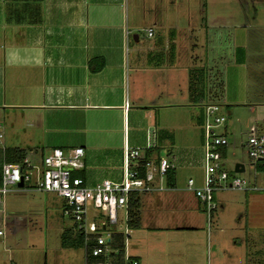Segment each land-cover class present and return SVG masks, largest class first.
<instances>
[{
	"label": "rangeland",
	"instance_id": "obj_1",
	"mask_svg": "<svg viewBox=\"0 0 264 264\" xmlns=\"http://www.w3.org/2000/svg\"><path fill=\"white\" fill-rule=\"evenodd\" d=\"M122 1L123 28L127 34L122 43L126 55L122 81L126 102L124 126L122 129L116 127L119 120L114 116L100 118L108 127L115 128L113 141L119 143L122 131L128 145L140 147L144 131L155 129L159 139L157 153L162 155L171 151L179 157L177 182L180 184L190 176L198 183L202 155L201 103L187 100L184 78L187 67L191 73L196 68L192 66H199L204 71L206 86L210 87L208 101L220 106V112L225 115L224 123L216 128L227 138L224 166L231 170L234 162L242 163L243 170L238 176L244 178L248 186L256 188L215 194L218 206L212 213L207 246L202 243L203 230L194 233L195 243L191 249L182 245L177 236L159 237L158 243L147 252V259L141 263L186 264L189 257L190 261L195 258L201 262L208 252L215 256L211 264L256 263L264 258V165L250 164L241 143L251 125L258 126L264 135V0ZM216 13L221 18L219 21L215 19ZM205 16L207 22L204 26L202 18ZM21 17L27 19V15L23 16L20 11L17 17L10 16L12 22L23 19ZM152 21L161 26L159 33L162 37L164 29L171 27L173 30L174 67H155L157 58L148 61L149 54H154L149 48L156 39L146 37L145 29ZM217 23L220 24L218 27ZM131 34H136L137 40L134 41ZM167 35L169 41L170 34ZM157 47H161V43ZM177 62H181L183 68L176 67ZM164 86L167 89L172 87L171 95L164 93ZM159 90V95H152ZM134 94H137L135 100ZM151 101L155 103L151 104ZM16 110L0 108L2 140L25 150V158L32 166L24 170L26 174L35 172L34 167L39 166L41 155L53 146L74 145L83 135L91 138L96 135L84 131L80 118L64 120V115L59 114L66 112L60 109L49 108V114H46L49 120L43 127L25 126L23 118L19 120L10 116ZM55 138L63 139L66 144H52ZM92 145H95L93 141ZM84 150L85 156L90 154L95 158L99 154L97 146L84 147ZM33 181L31 176L23 188L13 186L17 191H9L3 196L6 214L11 215L8 216L10 220L16 221L14 226L5 228L6 235L12 236L7 246L17 252L27 251L24 241L29 238L33 246L28 251L33 255L42 252L45 246L48 257L68 251L74 254L70 263L79 264L82 248H61L59 244L62 230L71 227V222L61 214V198L53 192L36 191ZM11 229L15 230L8 235ZM14 242L18 244L15 248ZM129 245L127 240V251ZM0 253L5 256L1 244Z\"/></svg>",
	"mask_w": 264,
	"mask_h": 264
},
{
	"label": "crops",
	"instance_id": "obj_2",
	"mask_svg": "<svg viewBox=\"0 0 264 264\" xmlns=\"http://www.w3.org/2000/svg\"><path fill=\"white\" fill-rule=\"evenodd\" d=\"M122 2V0H41L39 17L35 21L21 17L23 19L12 22L10 16L17 17L18 11L24 16L28 12L27 6L21 9L22 0H0V108L18 109L10 116L19 120L23 118L25 126L43 127L49 120L46 117L49 114L47 112L49 108L66 112L59 114V116L64 115V120L69 121L73 117L76 120L81 119L84 131L95 132L96 135L93 138L90 135H83L82 139L74 145L53 147H82L83 167L80 173L86 184H93L103 178L117 180L120 176L122 147L124 143L128 145L124 132L121 131L119 143L114 142L115 128L111 129L104 120L100 121V118L105 119L110 115L119 120L116 127L119 126L122 129L124 126L126 102L123 100L122 81L125 73L123 59H126L124 58L126 55L124 56L122 43L127 34L125 35V28H123L125 13ZM206 17L202 18L204 26L207 22ZM215 19L218 21L221 19L218 13ZM220 24L223 25L224 22ZM220 24L217 23L216 27ZM148 27L152 28V35L149 37L156 39L149 48L150 53L153 51L154 54H149L148 61L157 58L155 67H174L175 43L172 28L164 29L162 32L164 37H162L161 32L159 33L161 26L159 24L156 26L155 21H152ZM133 35L137 40V35L131 34V37ZM169 42L173 45L171 56L168 52ZM160 43L161 47H157ZM88 61L91 66L101 64L100 68L94 72L90 71ZM176 67L183 68V64L177 62ZM194 67L199 69V66H192ZM186 72L184 79L187 83V100L191 101L188 67ZM209 89L207 85L205 87L207 101L198 102L201 103V114L204 105L212 104L208 101ZM163 91L166 95H171L172 87L167 89L164 86ZM160 92L161 90L154 91L152 95L157 96ZM133 96L134 100L137 99V94ZM151 102V104L155 103ZM70 109L73 111L71 112ZM28 118L33 120L30 121ZM147 131L153 132L155 152L151 154V157L161 155L157 153L159 139L155 129ZM145 134L146 131H144L143 144L139 145L140 147L145 144ZM59 140L60 138H55L52 144L64 141ZM92 141L95 145H92ZM1 146L23 149L3 140H1ZM90 146L99 148L97 157L94 158L88 153L85 156L84 147L90 148ZM128 146L137 147L138 145ZM169 152L171 151L165 152V155L170 158L172 185H166L164 179L162 190L137 195L138 226L129 229L125 250L137 261V264H142L143 260L147 259V252L158 243L159 237L177 236L182 241V245L189 249L195 243L194 233L196 232L203 230L204 246H207L210 239L212 214L207 222L194 194L186 189L185 181L180 184L177 182V168L181 163L177 155ZM194 184L198 186L200 180L198 183L194 180ZM215 194L214 199L218 206ZM60 205L62 209V200ZM8 216L11 215L6 214L4 198H2L0 244L5 256L0 253V264L4 262L7 264H71L70 259L74 254L68 251L48 257L47 249L43 246L42 252L33 255L28 251L29 247L33 246L29 243V238L24 241L27 251L17 252L18 250L10 249L7 243H11L10 234L15 229H11L8 234L10 236H7L5 228L14 226L16 221L10 220ZM127 240L130 241L128 251ZM14 243L15 248L18 244ZM214 258L215 256L208 252L205 253L204 260L201 262L195 258L194 261H190L191 257H189L187 260L189 262L186 264H211ZM258 260L254 264H264V258ZM79 264H84L83 250L82 261Z\"/></svg>",
	"mask_w": 264,
	"mask_h": 264
},
{
	"label": "built area",
	"instance_id": "obj_3",
	"mask_svg": "<svg viewBox=\"0 0 264 264\" xmlns=\"http://www.w3.org/2000/svg\"><path fill=\"white\" fill-rule=\"evenodd\" d=\"M152 35V28L145 29V36ZM201 176L200 184H194L191 177L185 180L186 189L192 191L200 209L208 222L217 208L214 194L223 191L255 190L248 186L239 172L227 170L224 166V155L220 148H225L227 138L224 132L216 128L225 121L217 104H206L201 114ZM153 132L146 131L145 144L131 147L123 144L121 154L120 176L117 180L100 179L93 184H86L81 175L83 149L80 146L59 148L52 147L41 155L35 172L24 170L31 168L28 160L22 158L19 163L2 162L0 165V202L13 186L20 188L33 176V188L41 192H53L63 201L61 214L71 222V229L82 239V250L85 256L95 258L90 264H112L114 249L113 234L122 236L121 264H137V261L126 253L127 200L129 194H142L160 191L164 188L163 180L170 168L168 155L144 158L145 149L153 146ZM2 129L0 125V148ZM245 148L250 164L264 165V135L256 125L246 131ZM240 163V162H239ZM242 164V163H241ZM243 167V164H242ZM21 179L22 185L16 184ZM119 212V214H118ZM1 234V230H0Z\"/></svg>",
	"mask_w": 264,
	"mask_h": 264
},
{
	"label": "trees",
	"instance_id": "obj_4",
	"mask_svg": "<svg viewBox=\"0 0 264 264\" xmlns=\"http://www.w3.org/2000/svg\"><path fill=\"white\" fill-rule=\"evenodd\" d=\"M24 9L27 6V18L29 20H36L39 17V2L41 0H22ZM171 31V30H170ZM172 32V31H171ZM173 45L171 42L168 43V52L171 56V50ZM100 65L91 66L88 61V69L92 72L98 70ZM204 71L199 68H194L191 73H189V82L188 86L190 87V100L192 102H200L201 100L206 99L205 93V81H204ZM192 90V91H191ZM258 127V126H257ZM259 128V127H258ZM260 129V128H259ZM223 147L220 148V152L224 155ZM153 152H155V146L147 148L143 151L142 155L144 158L149 157ZM25 156V150L19 149L16 147H4L0 148V165L2 162H10V163H19L22 158ZM260 167V166H259ZM81 175L80 171L78 172ZM172 170L169 168L165 174V184L172 185ZM138 209H139V202L137 194L131 193L129 194L127 200V226L129 229H134L138 226ZM114 240L112 242V247L114 252L111 254L112 257V264H121L120 259L123 252L122 249V236L119 233L113 234ZM59 244L61 247L64 248H75L82 246V239L81 236L73 231L70 227L64 228L59 236ZM95 258H90L85 256V263L90 264Z\"/></svg>",
	"mask_w": 264,
	"mask_h": 264
},
{
	"label": "water",
	"instance_id": "obj_5",
	"mask_svg": "<svg viewBox=\"0 0 264 264\" xmlns=\"http://www.w3.org/2000/svg\"><path fill=\"white\" fill-rule=\"evenodd\" d=\"M132 39H133V40L136 39L135 35L132 36ZM233 170H234L235 172H241V171L243 170L242 164L239 163V162H235V163L233 164ZM16 185H17L18 187H20V186L22 185V182H21V179H20V178H19V181L17 182Z\"/></svg>",
	"mask_w": 264,
	"mask_h": 264
}]
</instances>
